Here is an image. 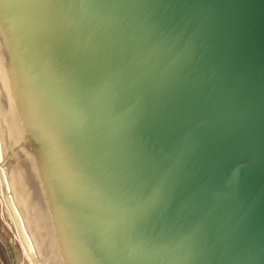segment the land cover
<instances>
[{
    "label": "water",
    "instance_id": "obj_1",
    "mask_svg": "<svg viewBox=\"0 0 264 264\" xmlns=\"http://www.w3.org/2000/svg\"><path fill=\"white\" fill-rule=\"evenodd\" d=\"M0 151L40 264H264V0H0Z\"/></svg>",
    "mask_w": 264,
    "mask_h": 264
},
{
    "label": "flooded vegetation",
    "instance_id": "obj_2",
    "mask_svg": "<svg viewBox=\"0 0 264 264\" xmlns=\"http://www.w3.org/2000/svg\"><path fill=\"white\" fill-rule=\"evenodd\" d=\"M2 216L3 215H0V218H2ZM5 220L8 221L9 225H4V227H2L3 222L0 220V264H19L16 254L20 245L19 242H17V238L12 239L11 237L14 224L8 215L5 216Z\"/></svg>",
    "mask_w": 264,
    "mask_h": 264
},
{
    "label": "rangeland",
    "instance_id": "obj_3",
    "mask_svg": "<svg viewBox=\"0 0 264 264\" xmlns=\"http://www.w3.org/2000/svg\"><path fill=\"white\" fill-rule=\"evenodd\" d=\"M0 156H1V153H0ZM1 168L2 167H0V215H3V216L2 218H0V220L3 222L2 227H4V225L8 226L9 224H8V221L5 220V216L7 214L5 212L3 183H2V181H4V176H3V172ZM9 236H10V233H9ZM11 237L12 239L17 238V242H19V245H20L17 250V254H16L17 262L19 264H40L39 262L35 261L34 257L31 256V254L27 250V247L25 246L24 242L22 241L21 237L16 231L15 227L11 233Z\"/></svg>",
    "mask_w": 264,
    "mask_h": 264
},
{
    "label": "bare ground",
    "instance_id": "obj_4",
    "mask_svg": "<svg viewBox=\"0 0 264 264\" xmlns=\"http://www.w3.org/2000/svg\"><path fill=\"white\" fill-rule=\"evenodd\" d=\"M2 157L0 156V167H2L1 169H2V172H3V176H4V180H6L7 179V174H6V171H5V169L3 168V164H2Z\"/></svg>",
    "mask_w": 264,
    "mask_h": 264
}]
</instances>
